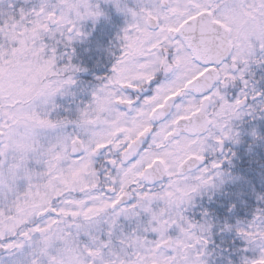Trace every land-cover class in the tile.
Listing matches in <instances>:
<instances>
[{"label": "snow or ice", "instance_id": "1", "mask_svg": "<svg viewBox=\"0 0 264 264\" xmlns=\"http://www.w3.org/2000/svg\"><path fill=\"white\" fill-rule=\"evenodd\" d=\"M111 2L118 53L78 84L97 0H0V264H207L212 223L187 209L264 111V0ZM224 227L264 264V207Z\"/></svg>", "mask_w": 264, "mask_h": 264}, {"label": "trees", "instance_id": "2", "mask_svg": "<svg viewBox=\"0 0 264 264\" xmlns=\"http://www.w3.org/2000/svg\"><path fill=\"white\" fill-rule=\"evenodd\" d=\"M97 2L104 14L101 17H97L95 21L88 19L82 22L81 31L85 35L73 41L72 45L74 49V62L80 64L82 68L86 67L93 76H95V71L103 69L104 66L101 64L102 62L112 61L114 54L118 53L117 49H113L112 46L119 45L117 36L125 24L123 13L116 11L111 0H97ZM252 71L253 86L257 91L264 93V65H253ZM253 130L256 132L255 136L252 135ZM238 135L241 137L238 139L239 145H237L235 149L231 148V141L228 142L229 149L226 155L228 160L224 163L225 167L223 171L224 174H229L233 162L238 161H233L232 158H241L239 162L244 167H247L248 163L252 162V178L250 180L241 178L238 181L223 178L220 180L219 188L231 189L235 187L243 190L250 189L252 193L251 195H244V197L236 196L237 198L250 199L248 203L239 201L240 208H234L233 203L230 201L231 196H228V194L219 195L221 214L225 217H229L230 220H232V215L234 213H236L234 216L237 218H239V216L244 218L246 214L252 216L256 208L264 207V199L257 198L258 196L264 197V111H259L251 115V121L245 120L238 129ZM243 203H245V205H243ZM213 204V199L209 202L205 200L204 203L206 209ZM241 205L245 208L243 209ZM210 212L212 213L213 211L211 210ZM211 223L215 226V221L212 219ZM236 223L227 222L225 224L235 225ZM221 229H225L228 233L227 237H225L227 239L229 236H238L234 228L228 229L221 226ZM210 232L211 234L208 241L209 251L216 252L219 247L221 251H224L226 242L218 237L213 226ZM225 261L232 262L226 258H209L207 264H219L220 262L225 264Z\"/></svg>", "mask_w": 264, "mask_h": 264}, {"label": "flooded vegetation", "instance_id": "3", "mask_svg": "<svg viewBox=\"0 0 264 264\" xmlns=\"http://www.w3.org/2000/svg\"><path fill=\"white\" fill-rule=\"evenodd\" d=\"M113 49H117V51L119 50L118 46H112ZM112 61H107V62H102L101 64L104 66L102 70H97L95 71V76L92 75V73L90 71H88L86 69V67H84V71L80 72L77 74V79H78V84L81 82H92L95 80V78L97 76H102L104 74H106L109 70H110V66H111ZM253 68V66H252ZM253 73V71H252ZM228 91L232 94L235 95L238 92V87H230L228 89ZM251 121V115L245 114L240 120L234 121V126L237 130V139L235 142H233L232 140H226L224 142V150H223V154H221L220 152H217L215 154V156L219 159L222 160V167H221V171H222V177L220 178V180H222L223 178H229L232 179L233 181H238L241 178L245 179V180H250L252 178V162L248 163L247 167H244L240 164L238 158H232L233 161L234 160H238V161H234L232 166H231V170L229 174H224V163L226 162V160L228 159H224V156H226L228 154V142L231 141L232 143V147L231 148H236L237 145H239V141L238 139L241 137L240 135H238V129L241 127L242 123L244 121ZM233 150V149H231ZM250 161V160H248ZM226 176V177H225ZM220 180H219V185H220ZM252 190L250 189H238V188H231V189H220L219 186L215 187V188H209L207 191L202 192L201 194L197 195L194 197L193 203L192 205L187 209V212L189 215L195 217V218H200L201 213H206L207 214V218L211 221V219L213 221H215V226H213V229L216 230V233L218 235L219 238H222L221 240L225 241V250L221 251L220 247L219 249H217L216 252H210V257L212 258H226L227 260L232 261L231 264H240L241 258L243 256H251L253 254L252 249L247 245V242L240 236L239 233L238 236H229V241L227 238V232L225 229H221V226H224L225 223L227 222H238V221H247L249 219H251L252 216L246 214V217H241L239 216V218H237L236 216H234L236 213H234L232 216V220L229 219V217H225L221 214V210H220V198L219 195L220 194H228V196H231L230 201L233 203L234 208L239 207V201H244L246 203H248V201H250V199H245V198H237L236 196H241L244 197V195H251ZM249 195V197H250ZM211 199H213L214 204L211 205L208 209L205 208V200L207 202H209ZM264 202V200H263ZM238 205V206H237ZM243 205H245V203H243ZM242 206V208L244 209L245 207ZM241 208V209H242ZM194 210V211H193ZM213 211L212 213L210 211ZM239 210V209H238ZM247 210V209H246ZM229 216V215H228ZM231 216V215H230ZM250 216V217H249ZM237 262V263H235Z\"/></svg>", "mask_w": 264, "mask_h": 264}, {"label": "rangeland", "instance_id": "4", "mask_svg": "<svg viewBox=\"0 0 264 264\" xmlns=\"http://www.w3.org/2000/svg\"><path fill=\"white\" fill-rule=\"evenodd\" d=\"M122 16V15H121ZM124 16V15H123ZM122 16V17H123ZM101 17V16H100ZM194 211V210H193ZM208 241H209V237H208ZM209 248V247H208ZM208 248H207V251H208V255H207V257H206V260H207V262H208V260H209V258H210V252H209V250H208ZM219 263V262H218ZM219 264H223V262H220ZM225 264H229V262L228 261H225Z\"/></svg>", "mask_w": 264, "mask_h": 264}]
</instances>
